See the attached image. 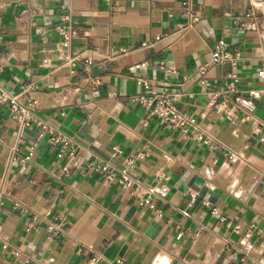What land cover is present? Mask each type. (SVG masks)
<instances>
[{
	"label": "crops",
	"instance_id": "0c3cea01",
	"mask_svg": "<svg viewBox=\"0 0 264 264\" xmlns=\"http://www.w3.org/2000/svg\"><path fill=\"white\" fill-rule=\"evenodd\" d=\"M192 2L201 19L183 30L180 0H0V86L37 99V119L74 149L60 157V142L29 128L30 158L10 162L19 123L0 102V264H264V96L249 116L236 110L230 64L211 62L218 45L238 50L241 95L264 88V36L245 15L252 0ZM161 90L196 118L186 134L135 100ZM140 150L132 188L95 169ZM148 184L166 188L155 207L139 201Z\"/></svg>",
	"mask_w": 264,
	"mask_h": 264
},
{
	"label": "built area",
	"instance_id": "2783aa9c",
	"mask_svg": "<svg viewBox=\"0 0 264 264\" xmlns=\"http://www.w3.org/2000/svg\"><path fill=\"white\" fill-rule=\"evenodd\" d=\"M181 6L184 10V15L187 21L184 23L182 29H189L193 22H197L201 19V13L197 10L192 0H180ZM260 14V19L258 15ZM247 17H254L255 20L249 24L252 29H259L264 36V0H252L251 6L245 14ZM59 32L62 34L63 43L67 46L71 40V31L67 24H61L58 27ZM240 53L238 50H229L225 45H218L212 52L211 62L213 64H230L231 70L226 73L225 77L229 80L227 89L224 95L236 94L233 97V108L236 110L244 111L249 116L253 109L256 107V103L264 96V88H253L249 90L247 95H241L239 89L240 76L237 71L238 59ZM147 62H141L131 67V69L143 67ZM208 67L203 66L199 69L200 83L208 86L210 83L205 77ZM258 75L261 79H264V67L259 70ZM139 83L144 86L146 90L151 88V83L147 79L140 78ZM219 94L217 95V97ZM135 100L141 104L151 108L152 113L161 118L163 122L171 123L173 126L179 128L186 134L190 126H194L197 123L196 118L184 111H181L172 101L169 94L165 90L158 91L151 95L140 94L135 97ZM0 102L8 103L10 106L12 116L19 123L18 141L10 150L9 161L14 163L17 161H24L30 158L29 155L25 157L21 156V146L23 142V132L29 128H39L42 130L41 135L45 132L50 134V140L54 142H60L62 144V151L59 154L62 157L65 151L73 153V141L70 137L64 136L59 133L48 122L37 119L36 109L38 105L37 99L30 98L27 102H22L12 91H8L0 86ZM225 105V104H223ZM219 107V106H218ZM189 136V135H187ZM193 136V135H192ZM196 137L204 142H213V138L205 136L204 134H197ZM261 140H264V136H261ZM228 158L231 161L239 160V156L233 151H227ZM120 151L117 147L113 148V157H118ZM145 157V151L140 150L136 153L126 157V163L123 166H115L108 160H102L95 164V169L105 174L109 180L118 179L121 184L126 188H132L135 184L132 176V169L136 162ZM140 193L138 195L139 201L142 205H148L155 207L154 199L163 197L166 194L165 185H145L138 188ZM3 191L0 190V204L3 202ZM188 215L187 212H184ZM250 236V233H247ZM4 250H10L13 255H18L19 250L12 248L8 243L3 244ZM101 255H94L91 259L93 263H98L101 260ZM113 264H125L122 259H116Z\"/></svg>",
	"mask_w": 264,
	"mask_h": 264
}]
</instances>
